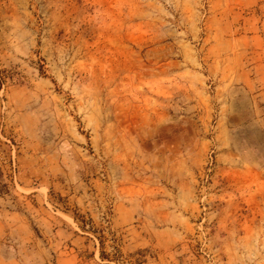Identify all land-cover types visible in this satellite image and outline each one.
<instances>
[{"label": "rangeland", "instance_id": "obj_1", "mask_svg": "<svg viewBox=\"0 0 264 264\" xmlns=\"http://www.w3.org/2000/svg\"><path fill=\"white\" fill-rule=\"evenodd\" d=\"M188 259L264 264V0H0V264Z\"/></svg>", "mask_w": 264, "mask_h": 264}, {"label": "crops", "instance_id": "obj_2", "mask_svg": "<svg viewBox=\"0 0 264 264\" xmlns=\"http://www.w3.org/2000/svg\"><path fill=\"white\" fill-rule=\"evenodd\" d=\"M229 203H231V201L227 202V204L225 206H227ZM246 221L249 222L248 220H246ZM249 224H250V222H249ZM184 264H194V262L192 261V259L191 260L188 259V261H185Z\"/></svg>", "mask_w": 264, "mask_h": 264}]
</instances>
